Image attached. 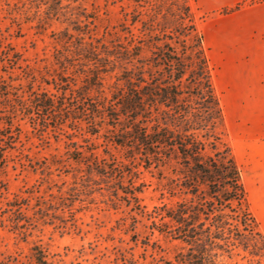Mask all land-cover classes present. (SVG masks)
<instances>
[{"label": "trees", "instance_id": "obj_1", "mask_svg": "<svg viewBox=\"0 0 264 264\" xmlns=\"http://www.w3.org/2000/svg\"><path fill=\"white\" fill-rule=\"evenodd\" d=\"M134 1L110 46L80 42L71 56L81 65L61 61L62 73L46 83L53 91L0 85V175L20 122L34 121L41 135L65 137L70 160L110 184L118 201L151 221L153 234L177 244L160 264H264V234L226 140L189 0ZM142 173L163 200L151 212L140 204ZM32 250L34 264H50L41 247Z\"/></svg>", "mask_w": 264, "mask_h": 264}, {"label": "rangeland", "instance_id": "obj_2", "mask_svg": "<svg viewBox=\"0 0 264 264\" xmlns=\"http://www.w3.org/2000/svg\"><path fill=\"white\" fill-rule=\"evenodd\" d=\"M263 3L189 0L220 100V66L210 58L206 33L228 15ZM135 7L134 0H0V85L53 91L46 83L62 73L61 61L67 57L81 65L71 56L80 42L110 46L125 13ZM223 112L226 140L264 234V136L250 141L255 127L239 125L234 111ZM20 125L21 137L0 175V264H34L35 246L50 264H160L173 258L177 244L153 234L151 221L118 201L110 184L70 160L65 137L41 135L34 121ZM111 153L120 157L115 149ZM98 154L104 156L103 148ZM135 181L145 184L142 207L151 212L161 205L155 179L142 173Z\"/></svg>", "mask_w": 264, "mask_h": 264}, {"label": "crops", "instance_id": "obj_3", "mask_svg": "<svg viewBox=\"0 0 264 264\" xmlns=\"http://www.w3.org/2000/svg\"><path fill=\"white\" fill-rule=\"evenodd\" d=\"M226 19L206 33V42L220 66L222 106L239 125L255 127L254 141L264 136V3Z\"/></svg>", "mask_w": 264, "mask_h": 264}]
</instances>
